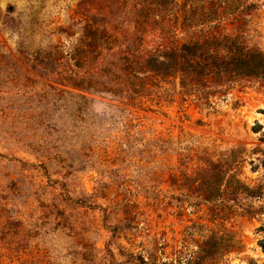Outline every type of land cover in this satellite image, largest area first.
I'll return each instance as SVG.
<instances>
[{"label":"rangeland","instance_id":"1","mask_svg":"<svg viewBox=\"0 0 264 264\" xmlns=\"http://www.w3.org/2000/svg\"><path fill=\"white\" fill-rule=\"evenodd\" d=\"M221 1L252 4L247 38L264 51V0ZM134 3L0 0V264H264V214L245 212L262 201L209 212L172 184L181 162L192 172L199 158L238 148L247 161L236 173L264 185L263 155L253 154L264 150V88L131 102L59 73L93 65L118 26L153 46L184 10L213 1L151 5L135 30Z\"/></svg>","mask_w":264,"mask_h":264},{"label":"trees","instance_id":"2","mask_svg":"<svg viewBox=\"0 0 264 264\" xmlns=\"http://www.w3.org/2000/svg\"><path fill=\"white\" fill-rule=\"evenodd\" d=\"M211 1L213 3L203 10L198 7L184 10L179 25L175 22L171 34L153 46L144 40L146 35L138 39L139 29L135 35L134 31L118 26L113 43L101 46L93 65L79 72L70 65L59 73L77 75L85 84L93 81L95 86L131 102L156 97L171 103L176 96L182 101L190 97L207 101L218 95L226 96L235 89L243 91L254 84L264 88V51L249 42L248 25L242 16L249 15L248 7H253L252 4L245 2L239 7L222 10L221 0ZM171 2L173 0H135L129 16L135 23L134 30L136 25L140 27L143 23L140 18H144L142 14L149 6H167ZM138 15L139 20H135ZM237 19L244 23L227 33L224 23L233 24ZM181 35H186L187 39L181 40ZM234 106H242V103L236 101ZM257 127L259 124L253 128L256 133L259 132ZM258 153L263 155L260 164L264 167V150L253 152ZM199 159L200 164L192 172L188 171L185 162H181L187 171L177 182H172L176 183L177 190L185 193L184 199L193 206L206 205L209 212L216 213L230 202L239 203L250 198L263 204L247 207L245 212L264 214V185L250 186L236 173L247 161L241 149L228 150L216 159L210 156ZM173 197L181 199L180 196ZM77 202L98 207L87 200ZM260 244L264 250V239ZM135 261L149 264L142 257H136Z\"/></svg>","mask_w":264,"mask_h":264}]
</instances>
